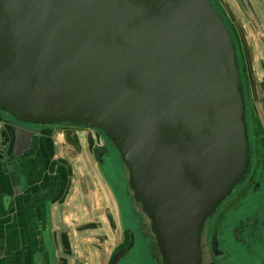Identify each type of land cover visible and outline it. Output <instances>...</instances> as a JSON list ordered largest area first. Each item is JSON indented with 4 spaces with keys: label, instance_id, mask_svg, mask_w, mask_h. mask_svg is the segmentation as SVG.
Masks as SVG:
<instances>
[{
    "label": "water",
    "instance_id": "95a60500",
    "mask_svg": "<svg viewBox=\"0 0 264 264\" xmlns=\"http://www.w3.org/2000/svg\"><path fill=\"white\" fill-rule=\"evenodd\" d=\"M241 89L211 0H0V108L109 137L167 264H199L205 218L242 179Z\"/></svg>",
    "mask_w": 264,
    "mask_h": 264
},
{
    "label": "rangeland",
    "instance_id": "374dc122",
    "mask_svg": "<svg viewBox=\"0 0 264 264\" xmlns=\"http://www.w3.org/2000/svg\"><path fill=\"white\" fill-rule=\"evenodd\" d=\"M211 1L228 25L234 41L242 82L241 92L245 103L244 121L248 140L264 163V33L254 13L243 0ZM51 127L52 130L50 129L47 135L51 141L47 143L46 150L51 149L53 152L54 149L52 158L67 166L69 174L65 172V176L61 174L59 176H64L66 179L63 183L64 185L66 183L64 190L69 189L68 215L79 218L81 222L83 216L80 213L85 210L82 207L88 205L89 217L94 218L92 226L84 224L73 228L79 235L88 234L90 238L94 236L99 239L91 255L85 251L86 245L78 242L79 251L74 254L73 262L75 264H109L117 249L127 244V231L130 227L126 223L128 217L119 195L117 184L119 175L109 163L106 167H101L93 152L94 147L103 146L107 140L105 138L109 137L87 126L74 123L51 124ZM61 135H71L73 140L62 141ZM90 141L91 144H89ZM117 151L119 152L118 149ZM116 154L119 156L120 152ZM104 159L106 161L107 157ZM124 170L126 183L131 190V196L135 199L134 191L129 183L131 176L129 168L125 165ZM134 203L136 210L142 214L143 227L152 237L154 253L162 264L161 242L152 229V219L144 211L141 201H134Z\"/></svg>",
    "mask_w": 264,
    "mask_h": 264
},
{
    "label": "flooded vegetation",
    "instance_id": "af4514ba",
    "mask_svg": "<svg viewBox=\"0 0 264 264\" xmlns=\"http://www.w3.org/2000/svg\"><path fill=\"white\" fill-rule=\"evenodd\" d=\"M50 129L51 125L18 120L0 108V162L3 172L16 175L17 186L35 187L36 182L29 179L30 172L34 159L47 151L49 141L46 138ZM105 139L103 146L93 148L94 156L101 167L109 163L117 171L119 195L125 205L126 223L130 226L127 244L117 249L110 264H160L154 253L153 239L143 227L142 214L136 210L134 201L139 200L131 196L126 183L125 164L120 154H116L119 152L113 142ZM250 144L248 140L242 179L203 222L199 235V264H264V163ZM21 175L24 176L22 183ZM62 183V177L57 175L56 178L45 177L38 184L46 192V189H62ZM161 262L167 264L163 253Z\"/></svg>",
    "mask_w": 264,
    "mask_h": 264
},
{
    "label": "crops",
    "instance_id": "0c3cea01",
    "mask_svg": "<svg viewBox=\"0 0 264 264\" xmlns=\"http://www.w3.org/2000/svg\"><path fill=\"white\" fill-rule=\"evenodd\" d=\"M243 1L264 33V0ZM60 139L71 141L73 137L61 135ZM54 152L48 149L34 159L29 177L31 182H36L32 188L17 186L16 175L3 172L0 162V264H75L78 242L86 245L88 255L98 245V237L96 240L88 234L79 235L73 228L84 224L92 226L94 218L89 217L88 205L82 207L85 210L80 213L81 222L68 215L69 189L64 190L66 183L63 184L68 170L64 163L52 158ZM59 174L64 175L61 176L64 188L58 191L46 189L45 192L38 184L45 177L56 178ZM20 177L22 183L24 176Z\"/></svg>",
    "mask_w": 264,
    "mask_h": 264
}]
</instances>
